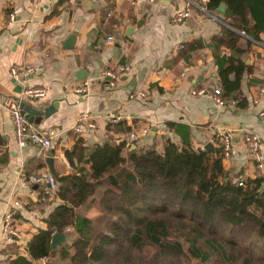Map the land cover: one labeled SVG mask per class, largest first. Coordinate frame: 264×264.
Segmentation results:
<instances>
[{"label":"crops","instance_id":"1","mask_svg":"<svg viewBox=\"0 0 264 264\" xmlns=\"http://www.w3.org/2000/svg\"><path fill=\"white\" fill-rule=\"evenodd\" d=\"M205 3L0 0V264L26 255L27 243L37 230L46 228L44 220L62 204L56 197L57 183L56 190L51 191L44 180L51 174L45 159L52 154L58 177L70 175L65 153L77 139L82 140L83 148L106 142L114 146L123 140L128 150L154 147L158 151L163 150L166 139L180 146L185 140L194 150L210 143L215 153V134L223 130L232 143L231 157L222 161L228 179L234 182L264 174V34H259V40L252 42L243 56L250 69L240 83L245 107L237 108L232 100L223 106L216 104L213 93L218 89L221 97V86L210 44L227 25L220 15L206 11ZM186 10L189 17L174 20L177 13ZM9 13L15 15L11 23ZM70 37L72 46L65 48ZM108 37H112L110 42ZM247 41L249 38L241 35L238 47L246 49ZM191 43L197 45L189 51ZM230 54L229 49L220 48V56ZM23 65L40 67L26 85L44 87L45 97L24 103L48 112L38 124H32L39 132H54L48 150L30 144L18 147L3 105L17 94V85L22 88L14 85L10 68ZM120 67L127 69L121 72ZM106 70L116 75L114 85H110V78H102ZM78 89L84 92L78 93ZM199 90L205 93L192 94ZM138 92L144 96L131 98ZM81 114L89 116L95 127H83L76 134L74 128L82 126L78 123ZM109 116L121 119L109 124ZM143 130L146 133L141 135ZM246 132L261 139L262 170L248 156ZM131 133L138 134L137 142L129 141ZM30 176L41 181L25 186L23 178ZM17 200L23 202L15 216L20 238L13 239L2 231V216ZM98 213L91 207L86 217Z\"/></svg>","mask_w":264,"mask_h":264},{"label":"trees","instance_id":"2","mask_svg":"<svg viewBox=\"0 0 264 264\" xmlns=\"http://www.w3.org/2000/svg\"><path fill=\"white\" fill-rule=\"evenodd\" d=\"M204 8L227 25L210 44L221 97L244 108L240 83L250 69L243 56L264 34V0H206ZM240 31L249 38L246 49L238 47ZM221 47L231 54L220 56ZM182 142L166 139L158 151L128 150L123 140L83 148L77 139L65 153L72 173L55 179L62 204L27 243L26 255L9 264H41V258L45 264H264V174L233 182L219 148L212 156ZM91 207L99 213L88 218ZM68 226L67 243L52 251V234Z\"/></svg>","mask_w":264,"mask_h":264},{"label":"built area","instance_id":"3","mask_svg":"<svg viewBox=\"0 0 264 264\" xmlns=\"http://www.w3.org/2000/svg\"><path fill=\"white\" fill-rule=\"evenodd\" d=\"M153 1V0H150ZM190 11H182L175 15L174 20L179 22L182 19H185L189 17ZM15 20L14 13L8 14V23H11ZM240 35L245 36L243 31L239 32ZM112 40V37L107 38V42H110ZM121 72H124L127 68L126 67H120L119 68ZM40 72V67L38 66H32V65H23V66H12L10 68V76L16 81L18 84L22 86L20 93L16 94L13 97H9L6 99L3 103L5 108L8 110V113L11 118L12 126H13V134H14V140L18 147L22 148L27 146L28 144L32 146L39 147L40 149L48 150L51 148L52 144V137L54 132L49 131L48 133H42L37 130H35L32 126V124L27 120V117L22 114V109L20 107V104L24 102L25 100H39L45 97L46 90L44 87L34 86L30 87L27 86V79L30 76L36 75ZM108 77L111 79L110 85H114V82L112 80L116 79V75L113 73V71L106 70L102 78ZM86 84V83H85ZM78 93L84 92V89H78ZM204 90L194 91L192 94L194 95H202L204 94ZM143 93H132L131 98H139L143 97ZM213 99L216 104L223 106L224 102L220 97V90L216 89L213 93ZM121 118L119 116H109L107 118V122L109 124H117ZM78 123L81 124L77 125L74 128V133L80 134L83 127L87 128H93L95 127L94 122L91 120V118L85 114H81ZM146 133V130H143L141 135H144ZM139 140V136L137 133H131L129 135V141L130 142H137ZM244 140L247 146V153L250 158V160L253 162V164L256 166L258 170L263 169L262 165V159L260 154V144L261 139L252 132H246L244 134ZM214 142L217 145V147L221 150L223 154V159L228 160L232 155V143L230 140V135L228 132L219 130L215 134ZM45 182L49 187V190L55 191L56 190V182L54 177L51 174H48L45 177ZM41 181L40 178L37 176H30L23 178V184L25 186L31 185V184H38ZM238 186H242V183L239 182ZM23 206V202L21 200L14 201L13 206L7 210L3 216H2V231L6 236L19 239L20 233L15 227V216L17 212V208H21ZM72 228L70 226L66 227L64 232L67 234ZM41 264L46 263L45 258L40 259Z\"/></svg>","mask_w":264,"mask_h":264},{"label":"water","instance_id":"4","mask_svg":"<svg viewBox=\"0 0 264 264\" xmlns=\"http://www.w3.org/2000/svg\"><path fill=\"white\" fill-rule=\"evenodd\" d=\"M217 12L219 13H224L225 12V6L223 4L220 5V7L217 9ZM72 42H73V38L70 37L67 40V43L65 46V48H71L72 46ZM14 85H17V82L14 81ZM18 89L15 91L16 93H20V86H18ZM20 107L22 109V114L25 115L27 117V120L33 124H38L43 117H46L48 112L46 110L44 111H39L36 108L32 107L31 105L25 104L24 102H22L20 104ZM204 150H206L209 153H214V147L212 144L207 143L204 148ZM45 163L48 166L49 172L51 173V175L57 179L58 176L54 170V165H53V157L52 154H49V156L45 159ZM227 180V178L225 179V181ZM67 242V235L64 232L58 233L55 232L52 234L51 236V242H50V247L52 251L57 250V248L60 245H64Z\"/></svg>","mask_w":264,"mask_h":264},{"label":"rangeland","instance_id":"5","mask_svg":"<svg viewBox=\"0 0 264 264\" xmlns=\"http://www.w3.org/2000/svg\"><path fill=\"white\" fill-rule=\"evenodd\" d=\"M18 94V93H17ZM179 237V236H178ZM16 239V238H13ZM180 241L182 242L183 248H184V252H187V245L185 243H183V240L180 239ZM67 243V242H66Z\"/></svg>","mask_w":264,"mask_h":264}]
</instances>
